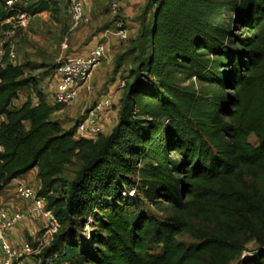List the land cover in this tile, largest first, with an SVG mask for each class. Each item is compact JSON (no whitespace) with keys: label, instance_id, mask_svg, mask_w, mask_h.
<instances>
[{"label":"trees","instance_id":"obj_1","mask_svg":"<svg viewBox=\"0 0 264 264\" xmlns=\"http://www.w3.org/2000/svg\"><path fill=\"white\" fill-rule=\"evenodd\" d=\"M7 1L0 34L17 10L57 21L54 0ZM151 1L128 51L139 54L117 124L95 140L74 139L75 125L51 120L61 106L45 102L7 49L0 192L37 168L38 196L59 226L41 253L54 264H264L263 250L241 259L246 244L264 247V0ZM30 86L37 103L11 109ZM74 162V178H62ZM131 191L164 218H147L123 199ZM88 222L94 229L76 240ZM182 233L198 243L179 242Z\"/></svg>","mask_w":264,"mask_h":264},{"label":"crops","instance_id":"obj_2","mask_svg":"<svg viewBox=\"0 0 264 264\" xmlns=\"http://www.w3.org/2000/svg\"><path fill=\"white\" fill-rule=\"evenodd\" d=\"M59 7V15L54 25V32L56 36L63 39L66 35H70L69 46L67 50H63L60 47L56 51L55 60L57 63L71 56L86 57L89 52L99 43H103L106 46L107 52L105 58L95 67L93 70L90 83L84 88L80 97L72 104L82 103L84 109L92 104L96 99V94L101 89V86L107 79V76L117 66L116 57L124 54L126 49L129 48L131 41H135L139 37L141 30V17L147 9L146 0H120L119 11L120 16L123 18L126 27L127 39L120 40L114 33L113 20L114 16L109 12L108 5L112 0H83L84 13L89 19L87 25L80 26L74 30L71 29V20L68 11L67 0H54ZM146 23L150 19L152 10H147ZM40 15L50 16L49 12H42L32 18H39ZM22 34L15 35L14 39L10 41L11 51L15 54V60L13 64L21 65L23 59H25L24 53L22 54V47L24 40L21 39L25 36L26 28L19 29ZM48 33V31H47ZM44 35L43 45L47 48L52 46L51 35ZM1 37V35H0ZM119 69H122L121 65ZM26 75V74H25ZM36 77V78H35ZM33 77L36 80L38 90L43 95L45 102L52 105L50 102V95L53 91L52 85L56 84L55 69L49 71L43 69ZM100 94V93H99ZM20 106L27 100L35 103L37 97L33 92L32 87H25L18 91L17 98L15 99ZM71 104L64 108L60 107L55 113L52 114L51 120L59 122L63 129L68 130L65 124L67 118H69ZM118 107V108H117ZM119 110V103L116 108L111 109L105 116L102 124V135H109L113 128L117 124V114ZM80 113V115L82 114ZM72 120V119H71ZM6 121L4 115L0 116V124ZM72 127V126H71ZM70 127V128H71ZM37 168L31 170L28 174L20 176L17 179L12 180L5 188L0 192V205L15 210L28 211L26 202H22L16 195V184L18 182H24L39 191L40 181L37 178ZM46 221L42 218L25 219L16 224L14 229L10 232V241L13 245H20L24 242H28L35 246L37 242H43L45 245H49L51 242V236L45 229ZM1 261V251H0Z\"/></svg>","mask_w":264,"mask_h":264},{"label":"built area","instance_id":"obj_3","mask_svg":"<svg viewBox=\"0 0 264 264\" xmlns=\"http://www.w3.org/2000/svg\"><path fill=\"white\" fill-rule=\"evenodd\" d=\"M68 11L71 20V29L74 30L80 26L89 23L88 17L84 13L83 0H67ZM15 1H7L6 5L11 8ZM21 4V3H20ZM109 12L116 16L118 14V5L110 3ZM31 16L25 12L17 10L14 17L5 20L9 26L8 29L0 35V67L5 66V56L8 53V62L13 63L15 54L11 51L10 41L14 39L19 29L27 28ZM114 33L120 40L127 39V33L121 20L113 22ZM70 35L63 39L61 47L67 50L69 46ZM106 46L103 43L97 44L86 57L71 56L60 61L56 68V84L52 85L53 91L50 95L51 103L61 107H66L75 102L81 95L84 88L88 86V81L95 67L105 58ZM125 86L124 80H119L116 86V92L121 91ZM111 95H103L96 102L88 105L78 122L75 124L74 139L95 140L102 133V124L106 114L112 109ZM37 101L33 104H36ZM16 100H13L10 108L17 107ZM2 148L0 146V153ZM16 195L22 202H26L28 211L10 209L0 205V251L2 258L0 264H44L45 260L41 256L42 250L47 246L44 243H38L36 246L28 242L20 245H13L10 241V232L17 223L25 219L42 218L46 221L45 229L51 238L57 232L59 226L47 210V201L38 196L34 188L24 182L16 184ZM52 240V239H51Z\"/></svg>","mask_w":264,"mask_h":264},{"label":"rangeland","instance_id":"obj_4","mask_svg":"<svg viewBox=\"0 0 264 264\" xmlns=\"http://www.w3.org/2000/svg\"><path fill=\"white\" fill-rule=\"evenodd\" d=\"M146 1H147L146 3L147 6L149 5V3H152L151 0H146ZM113 2L118 5L117 15H120V11H119L120 0H112V2L110 3H113ZM121 20H123V18ZM54 23L55 22L53 21L51 16H48V15L47 16L40 15L39 18H35V19L31 18V20L29 21V24L26 28L27 31L25 33V36L21 37V39L24 40L21 53L22 54L24 53V56H25V59H23L22 64L26 65V68H25L26 75L35 77L43 69H47L51 71L56 68L58 63L55 60V54H56V51L59 50L61 47V44L63 42V36L62 35L61 37L56 36L53 30ZM46 33L47 35H51L52 41H53L52 46L47 47V48L43 45L44 35H46ZM20 34L22 33L20 31H17V35H20ZM131 48H133V41H131L129 48L126 49L124 54H121V56L116 57L117 66L107 76V79L101 86V89L96 94V99L92 103L96 102L103 95H111L113 97L112 98V102H113L112 110L116 108V106H118V103H120L121 98H122V92L115 91L116 90L115 83L117 82L118 79H121V80L123 79L126 82L130 81L128 76H129L130 69L132 67H135L134 56L139 54V51L137 50H134L133 52H128L129 49ZM120 65L122 69H119ZM193 82L196 83L195 80H193ZM88 83H90V79ZM83 106L84 105L82 103L76 104V105L71 104V107H70L71 112L68 114L69 118H67L65 122H61V123L65 124L66 128H70L71 126L75 125L80 118V113L82 112L84 108ZM117 117H118V114H117ZM76 137L77 136L74 135V138ZM249 142L253 145H256V139L254 138V136L249 137ZM171 155L173 158L175 157V154H171ZM78 169H79V164L77 162H74L73 164L67 166L60 176L62 178L71 180L74 178V175ZM122 196H123V199L129 202H133V204H138V206L140 207L141 213L147 218L156 217L160 220L164 218V214L162 211L157 210L154 206L150 205L149 203H147L141 198L140 191H137V192L131 191L130 193H125ZM93 227L94 226L90 225V223L88 222L84 226L83 232L78 233V238H76V240H79V241L86 240L87 236L94 229ZM9 238H10V235H9ZM177 240L186 246L195 245L198 243L188 233H182L181 235L177 237ZM38 243L39 242H37V244ZM40 243H43V242H40ZM48 247L49 245H47L45 248H48ZM258 250L264 251V247L259 246L257 243L253 241L246 244L244 246V251L241 255V259L242 260L251 259L253 255L256 252H258ZM152 252L158 254L161 252V248L153 247ZM1 258H2V253H1ZM43 260H45L44 264H54L53 258H50V257L43 258ZM236 263L237 261L234 262L233 264H236Z\"/></svg>","mask_w":264,"mask_h":264}]
</instances>
